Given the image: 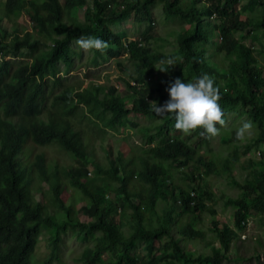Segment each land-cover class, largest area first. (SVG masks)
<instances>
[{
    "label": "trees",
    "instance_id": "1",
    "mask_svg": "<svg viewBox=\"0 0 264 264\" xmlns=\"http://www.w3.org/2000/svg\"><path fill=\"white\" fill-rule=\"evenodd\" d=\"M119 1L122 6L125 5L124 0ZM159 1H164V12L169 15L168 18L174 14L193 25L191 35L183 39L180 52L175 56H168L159 48L153 49V43L149 47L139 45L141 41L153 42L152 9ZM207 1L198 7L199 0H132L140 13L145 12L147 32L139 40L128 42L124 48L122 37L114 34L107 26L128 19L131 11L127 8L121 17L110 19L109 8L116 4L115 1L105 4L100 0L95 1L96 13L101 16L98 21L101 28L99 33H94L93 23L90 22L85 37L98 36L107 41L108 45L122 47L115 55L116 59L124 57L120 65L126 68L127 76L130 75L124 82L132 94L131 107L125 101L114 99L115 88L109 89L108 96L99 97L89 89H81L82 81L78 78L57 77L59 73L68 75L72 71L73 63L68 58L77 54L76 50H71L65 56L68 52L66 43L71 37L65 28L68 27L65 18L75 7L86 4V0H63L62 4L58 0H44L41 6L31 4L35 12L43 11V20L52 25L44 29L47 41L55 35L66 37V41L57 43L56 47L47 48L45 42L43 47L42 43L18 33L10 37L0 27V103L5 113L3 117L0 116V173H6V179H0V264H30L39 237L50 235L43 231L45 228H54L58 234L51 238L50 255L44 264H51L53 256L61 252L60 235L69 231H82L88 241L94 237L104 242L98 249L116 253V264H138L128 256L131 249L141 243L148 245L150 252L148 258L140 264H161L162 258L155 257L153 248L157 242L165 240H168L164 251L168 257L165 264H203L201 257H188L181 245L182 238V244H186L204 236L202 231L196 230L189 222L190 214L195 222H199L202 215L211 216L213 239H218L221 244V251L213 250L216 256L211 259V264H221L220 256L227 259L226 255L237 237L228 226L219 228L217 211L208 203L213 192L204 188L201 181L205 174H212L222 160H227L223 164L225 168L234 169L238 151L232 147L233 150L223 158L213 156V151L206 155L204 150L211 147V135H201L203 129L198 126L182 137H174V117L166 115L158 118L152 111L155 104L159 106L168 99L166 89L173 78L180 76L182 81L187 82L206 73L218 86V104L222 116L232 110H247L252 116L264 113L259 93V88L264 86V43L256 48L240 37V33L251 31L252 21L239 13V0ZM262 3L264 0H257L258 6ZM26 8V0H9L6 15L12 17L15 10ZM90 15L88 13V20H92ZM213 16L216 17L213 25L219 30L220 39L211 37L214 28L211 30L208 18ZM259 18L258 26L264 27V12ZM253 31L260 30L255 25ZM262 31L264 35V28ZM5 36L9 37L2 44L1 40ZM8 40L10 43L5 44ZM212 41L218 42L217 47H213ZM7 55H25L37 63H33L30 69H20L15 62L4 61ZM101 55L95 52L88 63L93 64ZM168 58H173L175 65L169 64ZM61 60L68 64L64 71L58 70L57 63ZM227 60L233 63L231 71L228 74L220 73L217 67L224 66ZM163 72L168 74L163 75L158 87L151 83L150 78L147 80L154 73L162 75ZM36 76H39L38 80ZM3 78L9 83L4 85ZM102 91L99 89L100 93ZM223 102L228 111L224 109ZM126 112L144 116L145 121L151 123L142 132V143L133 145L130 151H120L116 159H110L108 165L96 164L94 174H90L88 165L95 158L92 156L93 149L87 143L90 136H85L82 129L76 127L74 120L85 118L92 123L88 131H91L92 136V132L103 133L108 128L119 131V122L112 123L120 115L125 117ZM88 113L94 118L87 116ZM96 119L102 123L97 124ZM132 126L138 128V124ZM225 138L223 145H230V140ZM257 139L260 144H264V133L262 136L257 134ZM27 145L31 147L28 152H40L32 163V173L42 181L50 180L46 147L56 148L66 158H69V154L74 157L75 165L62 167L61 172L58 170L60 177H69L78 189L73 201L67 203L59 193L53 194L59 210L66 212L68 222L64 217L54 223L51 217L44 216L45 206L34 201L31 184L26 182L21 169V155H18ZM232 152L234 155H231ZM254 186L259 191L255 190L253 196L230 201L237 209L236 224L241 232L245 231L247 225L244 221L248 217L243 216L245 204L251 209L261 207L264 202V180L254 175L240 185L244 191L243 196ZM118 191L126 196L122 211L130 214L132 220L127 234L116 226L115 201L106 196L107 193ZM257 191L259 196H255ZM134 196L140 197L139 204H135ZM80 201L85 202V205L76 210L75 204ZM157 203L162 205L159 212L156 211ZM145 205L149 206L152 214L143 209ZM79 212L89 217L90 222H81L77 217ZM81 259L88 260V264H97V261L92 262L89 252L77 261Z\"/></svg>",
    "mask_w": 264,
    "mask_h": 264
},
{
    "label": "rangeland",
    "instance_id": "2",
    "mask_svg": "<svg viewBox=\"0 0 264 264\" xmlns=\"http://www.w3.org/2000/svg\"><path fill=\"white\" fill-rule=\"evenodd\" d=\"M2 1L4 0H0V2ZM124 1V7L118 8L116 5H112L110 19L114 17H121L125 9L127 8H129L132 13L130 19L107 26L110 31L112 29L114 34L119 35L123 38V48L126 47L128 41L139 40L147 32L145 12L140 13L137 10V4L132 2V0ZM199 2L200 4L208 3L207 0H199ZM116 3H119V0H116ZM163 3L164 1L156 2L155 7H153L152 9L153 25L151 34L154 36V39L153 42H149L147 47H149L150 44L153 43V49L159 48L168 56L171 54L175 56L180 52V44L183 43V39L191 35L193 25L191 23H187L179 16H176L174 14H171V18H168L169 15L164 12ZM92 4L94 3L90 2V10L93 13L94 17L91 21H89V23H93L92 28L94 33H99L101 27L98 21L100 22L101 16L96 13V8L93 7ZM240 9L244 14L243 16H247L249 19L251 18L252 21V26L250 28L251 31L240 33V37L243 38L245 40V43H248L249 45L255 46L256 48L261 47V44L264 43V35L262 31L264 27L258 26L257 20L260 17V14H262L263 16L264 8H262V6H258L257 0H242ZM40 14L44 15V12L42 11ZM74 15L80 20H83L84 15L87 16V8L81 7V9L77 10ZM247 17L244 20H246ZM102 18H104V14ZM0 19L4 20L3 26H5L7 30H12L14 27H16L18 28V31H30L31 24L29 20L24 16L17 17L18 20L10 21L9 19L5 18V13L2 12L0 13ZM211 20H216V17L210 19V24L214 28L211 37H218L220 39V34L217 33L215 25H213L214 21ZM94 21L96 22L94 23ZM255 25L257 29L260 30L259 32L253 31ZM213 28H211V30H213ZM39 41L44 42L43 39ZM217 41L211 42L213 47H217ZM143 45L145 46L146 44L143 43ZM121 48L122 47H112L108 45V47L104 51L83 50L85 53L82 57V60L80 61V63L83 64L82 66H89L88 61L90 59V56H93L95 52L96 54L100 52V54L102 55L98 56L96 62L94 63L103 64L102 66H99L97 68H90L85 70L94 73V75L90 76L88 79H84L85 82L83 88L92 90L94 95H99L98 90L100 88H103V92L101 94V97H103L104 95H106L109 88L115 87L118 90V95L114 98H118L119 102L125 101L130 105L133 101L131 97L132 94L130 90H127V84L124 82L126 78H130V75L127 76L126 68L124 69L120 65V62L124 57H121V59H116L115 55L116 52L121 51ZM173 60V58H168V61H171V63L175 65ZM231 64H233L232 61L227 60L224 66H221L219 64L220 66L217 67V70L220 73L228 74V72L231 71ZM81 70L83 69H80V71ZM81 72H76V74L79 73V78H83L84 76L83 74H81ZM164 74L168 73L163 72L162 75L154 73L153 75L149 76L147 80L150 78L151 83L155 87H158L160 79L162 81ZM177 78H180V76H178ZM232 78L235 79L233 76ZM241 78L242 75L240 74L239 79ZM174 80L175 79L173 78V81ZM259 93L262 100V108L264 110V86L259 88ZM150 105L152 106V104ZM222 105L224 109L228 111L224 102L222 103ZM130 114H133V112L125 113V115ZM144 118L134 117L132 119L133 122L138 124V128L128 127V125L126 124V118H120L118 121L120 130L118 132L111 131L110 129H104L103 133L101 131L92 132V136L90 135L91 131L90 133L88 132L89 126L92 125V123L87 121L85 118L77 119L74 121L76 127L81 128V132L85 136H90L89 138H87V143L90 145V148L93 149L92 156H95V158H92L91 163L88 165L90 174H94V170L95 168H97L96 164H99L101 166L108 165L110 159H116L120 151H124L127 149L130 151V148L133 145H139L142 143V132L146 131L147 128L151 125V123L145 121ZM222 119L224 122L223 124L217 125L218 131L215 136H212L210 149H206L204 150V152L206 155H208L209 152L213 151V156L216 157L218 155L223 158L227 156L228 153L234 148V151H238V160L236 166L234 167V169L229 170L223 165L227 160H222L219 162L218 167L212 172V174H205V178L201 181L205 186L204 188L213 192V195L211 196V199L210 201H208V203L212 204L217 211L216 219L219 221V228L221 229L222 226H228L230 228L229 230L235 233L234 235L235 237H237V240L232 244V246L230 245L231 248L226 255L227 259H225L224 257L221 258L220 256V259H222L221 264H264V202L261 204V207L251 209L248 208L247 203L245 204L247 208H245L244 206L245 213H243V216H247L248 218L246 221H244L247 225L245 231L243 232H241V229L237 227L236 224L237 209L234 206V203L230 202L231 200H245L244 197H251L255 190H258L254 186L248 192L246 191V196H243L244 191L241 189L240 185L244 184L246 179L251 178L252 175L256 176V178L260 179L261 181L264 180V144H260L257 139V134L262 136V134L264 133V113H255V115L252 116L248 113L247 110H232L231 112L228 111L225 116H222ZM96 121L97 124L102 123L100 120L96 119ZM245 122H248L249 127L247 129H244L243 133L240 136H237V129L240 128ZM258 126H260V128ZM97 129L99 130V128ZM172 130H174V137H182L186 134L181 130H176L174 127ZM225 137L230 140V145H223L224 141L226 140ZM236 146H239V148L237 149ZM45 153L47 155V158L52 161L53 166H57L59 169H62V167L68 168L69 166H72L73 164L75 165L76 163L72 155H70L68 159L53 147H46ZM232 154L233 152L231 153V155ZM63 181L67 182L66 184H68V186L61 187L59 192L62 194L63 198H65L69 202H72L74 194L78 191V189L73 186V182L72 180H70V178L68 180L63 179ZM186 190H189V188ZM258 191L255 196L258 195ZM160 193L162 192H159V194ZM106 196L112 198V200L115 201L117 214L114 218V221L116 226L124 231L125 234H127L130 229L131 216L130 214H124L122 211L124 207V199L126 196H124L120 191L107 193ZM38 197H40V195H38ZM134 197L135 204H139L141 200L140 197ZM84 204L85 203L81 201L77 202L75 206L76 210H79ZM161 208V203H157L156 211L159 212ZM143 209L147 210L148 214L151 213L149 206L145 205ZM51 211L56 213L57 221L64 219V217L66 218V216L62 215L55 207H53ZM77 217L81 222L84 223H88L90 220L89 217L81 214V212L78 213ZM188 218L189 222L191 221L195 229L202 231L204 233V236L197 239V241L195 242L188 241L186 244H182V238V248L184 249L188 257L190 255L195 256L194 258L201 257V259H203V264H211V259L216 256L213 254V250L216 249L221 251L220 242L218 241V239H213L214 225L211 221V216L205 215V217H203L202 215L199 222H195L191 214L188 216ZM53 219L55 220V218ZM66 222H68L67 218ZM43 231L50 233V235L44 237V239L43 237L40 238L41 240L38 244L36 253L34 252L30 257V264H42L50 255L49 244H51V242L49 239L56 236L58 234V231L54 230V228H45L43 229ZM243 234L246 235L244 240H242L241 238ZM86 237L87 236H85L82 231H77L76 233L72 231L61 233V252L53 256L52 260H54L51 262V264H78L77 260L83 257L87 252H91L92 262L97 261V264L115 263L116 259L118 258L116 253H109V251L103 250L99 252V256H96V254L98 253L97 247H95L96 244L99 243V245H102L104 242L100 243L93 240L88 241ZM167 245L168 240H165L157 242L153 248V254L155 255V257L162 258L161 264H165L168 260V257L164 254ZM149 252L150 249L148 245H146L145 243H141L135 246V248L131 249L128 257L134 262L140 264L148 258ZM200 254L202 256H199ZM81 264L87 263L83 262Z\"/></svg>",
    "mask_w": 264,
    "mask_h": 264
},
{
    "label": "clouds",
    "instance_id": "3",
    "mask_svg": "<svg viewBox=\"0 0 264 264\" xmlns=\"http://www.w3.org/2000/svg\"><path fill=\"white\" fill-rule=\"evenodd\" d=\"M26 1H27V8L26 9L15 10L14 15L12 17H8L6 15V12H7V3L9 2V0H4V1L0 2V13L4 12L5 18L9 19L10 21L18 20L17 17H20V16L26 17L31 24L30 31H28V32L18 31V28H16V27H14L12 30H7L6 27L3 26L4 20L0 19V27L3 29V31L7 35H9L10 37L13 36L15 33H18L22 36L27 35L28 37L31 38V40L42 43L43 47H44L43 43L44 42L47 43L48 44V45H46L47 48L52 47V46L56 47L57 43H64L66 41L65 36H56L55 35L53 37V39L49 38L48 39L49 41H47V36L45 38L44 34H47V33H45L44 29L47 27H52V25H48L43 20V18L45 17V14L41 15L40 13L35 12L34 9L31 7V4L35 5V6L43 5L44 0H26ZM86 1H87L86 4L81 5L80 7H75L71 11V13L68 16H66V18H65V23L69 27V28L68 27H65V28L68 32V35L71 36L70 39L66 43V46L68 48V52L65 56H67L71 52V50H76L77 54H72V56L68 58L73 63L72 71L68 75H66L64 73H59L57 75V77L66 76V78H70V79L78 78L79 80L82 81V83H80V84H82L81 89H88V88H83V85L85 82L84 79H88L90 76L94 75V73H92L90 71H85V70L90 69V68L91 69L97 68V67L103 65L102 63H100V64L93 63V64H89V66H82L83 64L80 63V61L82 60V57L85 53L83 50L104 51L108 47L107 41L101 39L98 36L89 35V36L85 37L84 33L87 30V25H89V21H91V20H88V18H87L88 13L91 14L89 16L90 19H92L94 17L93 13L90 10V7H91L90 2H93L94 4H92V5H93V7H95V1L96 0H86ZM114 1L116 3V0H100V2L103 4L112 3ZM241 1L242 0H239V2H240L239 6L240 7H241ZM58 2L60 4H62L63 0H58ZM112 5H116L118 8L125 6V5L121 6L122 4L120 3V1H119V3L112 4ZM112 5L109 8L110 11L112 10ZM199 6H202V4H199L198 7ZM261 6H262V8H264V3H262ZM81 7L87 8V16L84 15L83 20H80L78 17H76L74 15V13L77 10L81 9ZM240 7H239V13L241 12V14H243ZM96 11H97V9H96ZM131 14H130V16H131ZM130 16L128 19H124V21L129 20ZM214 17L215 16L211 17L210 19H212ZM261 18H259V19H261ZM210 19L208 18V20H210ZM211 21H213V20H211ZM217 33L220 34L219 30H217ZM9 36H5L1 40V43L3 44V41L5 39H7ZM42 39L43 40L45 39L44 42L39 41ZM54 42H56V44ZM128 42H135V41H128ZM8 43H10V40H8ZM8 43H5V44H8ZM143 43L146 44L145 46H147L149 44L148 42L141 41V43H139V45L142 47H145L143 45ZM110 46L116 47V45H110ZM4 61L15 62L17 64L18 68H20V69H30L31 66L33 65V63H37V61H35L34 59H32L30 57H26L25 55H19V56L7 55V56H5ZM169 63L171 64V61H169ZM57 66H58V70H60V71H64L68 68V64L64 60H61L60 62H58ZM80 69H83V70H81L82 72L80 71ZM77 71L81 72V74L84 75L83 78H79V75H78L79 73L76 74ZM87 73H90V74L88 76H86ZM38 77L39 76H36L35 79L38 80ZM7 83H9V81H7L6 79L3 78V84L5 85ZM132 84H134V83H132ZM111 88H115V87H111ZM100 89L103 90V88H100ZM109 89L107 90V93L104 96L109 95ZM166 90L168 92V99L166 101H164L163 104H160L159 106L157 104H155L152 108V111L156 114V116L158 118L166 116V115L173 116L175 119V124H174L175 128L181 130L184 133H188L191 130H193L199 126L203 129V132L201 133V135L207 134V135L215 136L217 134V131H218L217 125L223 124L224 121L222 119V111H221L220 105L218 104V99H219L218 86H216L214 84L213 79L208 74L205 73L203 75L196 77L193 81H187V82L182 81L180 78H176L173 82L170 83V86ZM90 91L93 93L92 90H90ZM98 93H99V97H101L102 93H100L99 90H98ZM117 95H118V90L116 89V92H115L113 97H116ZM131 105H132V103L128 106L131 107ZM4 115H5V113H4V110L2 107V103H0V116L3 117ZM87 116L93 117L92 115H89V113ZM134 117L144 118V116L135 114L133 112V114L126 115L125 117L120 115L119 118L116 119L112 124L117 123L120 118H126V124L128 125V127H133L132 124H136L135 122L132 121V119ZM79 119H82V118H79ZM248 127H249L248 122H245L240 128L237 129L236 135L240 136L243 133L244 129H247ZM108 129H110L111 131H115L111 128H108ZM118 129L120 130L119 125H118ZM106 131H108V130H106ZM29 148H31V147L29 145H27L26 148H23L22 153L18 154V155H21L20 160H21L22 172L26 178V182L29 181V183L31 184L32 194L34 195V201L43 204L45 206L44 216L45 217H51L52 220L54 221V223H56V222H58L57 217H56V213L51 211V209L53 207L57 208L58 211L62 215H65L66 217H67V215H66V212L62 213L61 210H59L58 204L56 203V201L53 198V194L55 192H57L63 198V196L59 192V190L63 186H68V184H66L67 182H64L63 179L68 180L69 177H65L64 175H62L60 177V175L58 174V170L61 172L63 169H59L57 166L54 167L52 161L47 158V155L45 153L46 158H47L46 164H47L48 174H49L50 180L49 181H42L36 174L32 173V163L35 161V158L38 155H40V152H38V151L28 152L27 150ZM70 155L71 154H69L68 156L70 157ZM0 179H2V180L6 179V173L1 172L0 173ZM193 194L194 193H192V196H193ZM38 195H40V197H38ZM63 199L65 200V202H67V203L69 202L65 198H63ZM83 203H85V202H83ZM177 203L180 204V201H178ZM76 204H75V206H76ZM84 205H82V206H84ZM45 211L47 214L45 213ZM53 218H55V220ZM243 235H245V234H243ZM41 237H43V239H44L45 236H40L39 242L41 240L40 239ZM96 237H98V236L96 235ZM241 238H242V240L245 239L243 237H241ZM49 240L51 242V239H49ZM92 240L100 242L99 239L94 238V237H91L90 241H92ZM98 246H99V243H97L95 246V247H97V250L99 253V252H101V250L98 249ZM37 248H38V245H37ZM37 248L35 250V253L37 251ZM98 253L96 254V256L98 255ZM89 254H90V259H91V256H92L91 252H89ZM117 257H118V255H117ZM83 262H86L88 264L89 261L86 259L83 261L81 259L80 262L77 261L78 264H81ZM117 262H118V258L116 259L114 264H116ZM42 264H44V262Z\"/></svg>",
    "mask_w": 264,
    "mask_h": 264
},
{
    "label": "built area",
    "instance_id": "4",
    "mask_svg": "<svg viewBox=\"0 0 264 264\" xmlns=\"http://www.w3.org/2000/svg\"><path fill=\"white\" fill-rule=\"evenodd\" d=\"M242 237H243V238H245L246 236H245V235H243Z\"/></svg>",
    "mask_w": 264,
    "mask_h": 264
}]
</instances>
